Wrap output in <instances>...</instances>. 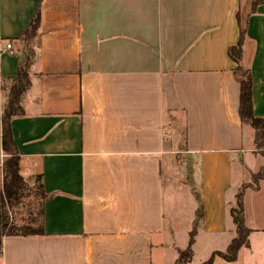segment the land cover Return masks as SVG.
I'll list each match as a JSON object with an SVG mask.
<instances>
[{
  "label": "crops",
  "instance_id": "crops-1",
  "mask_svg": "<svg viewBox=\"0 0 264 264\" xmlns=\"http://www.w3.org/2000/svg\"><path fill=\"white\" fill-rule=\"evenodd\" d=\"M37 10L30 86L11 132L20 174L40 175L49 196L45 233L5 236L0 264H168L165 178L180 151L200 178L198 226L227 232L211 254L224 250L235 235L234 169L240 183L257 159L228 49L244 31L253 113L264 119V0H0V160L3 83L18 73L16 37ZM255 195L264 211V179L244 194L250 247L214 264H264Z\"/></svg>",
  "mask_w": 264,
  "mask_h": 264
},
{
  "label": "trees",
  "instance_id": "trees-1",
  "mask_svg": "<svg viewBox=\"0 0 264 264\" xmlns=\"http://www.w3.org/2000/svg\"><path fill=\"white\" fill-rule=\"evenodd\" d=\"M39 24V10L31 19L28 27L23 30L17 37L22 44L25 55L19 61L18 73L15 77L3 83L4 104L2 113V145L5 154L3 163V182L0 187V256L3 248V239L5 236H38L45 233L43 226V205L49 197L45 194L41 184L40 175L36 181L39 182V190L41 193V206L36 212L29 210L27 216H23L21 222L10 216V209L14 208V204H20L21 196L28 185L20 174V157L17 150V145L13 140L11 132V121L14 117L20 116L23 113L22 98L30 86V69L33 62V46L32 39L37 36ZM245 42V32H241L239 42L232 45L228 49L229 56L237 63L233 69L235 78L240 84V108L239 114L242 123L250 125L254 129L255 145L261 150L264 156V119L256 117L253 113L252 103V74L249 67L243 63V45ZM256 184L253 188H259V184L264 179V165L253 175ZM245 190H241L236 196V205L231 208L230 214L235 226V235L229 242L227 248L222 251H214L208 259L201 264H214L216 257H221L226 261H236L239 252L242 248L250 247V235L252 229L248 227L246 222L245 205H244ZM18 206V205H17ZM204 209L202 202L196 211L194 226L190 231V238L187 246L179 251L180 260L190 262L193 257V245L198 232V224L203 221Z\"/></svg>",
  "mask_w": 264,
  "mask_h": 264
},
{
  "label": "rangeland",
  "instance_id": "rangeland-1",
  "mask_svg": "<svg viewBox=\"0 0 264 264\" xmlns=\"http://www.w3.org/2000/svg\"><path fill=\"white\" fill-rule=\"evenodd\" d=\"M23 56L21 57V59ZM246 135L253 133V129L248 127L246 130ZM254 149L257 153V159L250 163L248 161L245 166L246 169H253L254 172L246 175V179L242 182L238 181V167H235V183L234 188H231V191H235L236 196L241 190L245 192L249 188H253L256 184L253 179V175L259 171L260 165H264V156L260 153L261 150L255 145ZM178 158L175 159L174 163L170 166L169 174H167L165 180L168 190L167 198V219L169 230L166 238L167 242V263L171 264L173 257L177 255V249H184L190 238V231L194 226L195 221V210L198 206V203L201 202V190L202 187L199 184L200 178H197L196 165L195 161L189 158L185 152L180 151ZM189 159V160H188ZM193 160V161H192ZM3 163L4 159L0 160V172L2 173L3 178ZM192 163V165H190ZM28 185V188L25 189L24 193L21 196L20 204H14V208L10 209V216L15 218L16 221L21 222L23 216H27L29 210L36 212L40 209L41 206V193L39 190V182L36 179L25 178L23 177ZM2 186V185H1ZM0 186V187H1ZM175 194V197L173 196ZM236 196L233 200V207L236 205ZM234 198V197H233ZM258 197L256 195L253 198L249 197V206L254 215L253 220H258L264 214L262 208L258 205ZM174 215L176 218H174ZM198 235H196V242L193 245V251L195 252L194 258L190 262L180 260V264H201L203 261L208 259L211 254L213 246H223L225 241L227 242L228 233L226 232L221 235L210 236V234L203 232L198 226ZM228 246V245H227ZM227 248V247H226ZM225 248V249H226ZM182 249H179L182 250ZM224 249V250H225ZM178 251V252H179ZM172 258V260H171ZM179 258V253H178Z\"/></svg>",
  "mask_w": 264,
  "mask_h": 264
},
{
  "label": "built area",
  "instance_id": "built-area-1",
  "mask_svg": "<svg viewBox=\"0 0 264 264\" xmlns=\"http://www.w3.org/2000/svg\"><path fill=\"white\" fill-rule=\"evenodd\" d=\"M12 47V44L11 43H7L6 44V49H10Z\"/></svg>",
  "mask_w": 264,
  "mask_h": 264
}]
</instances>
